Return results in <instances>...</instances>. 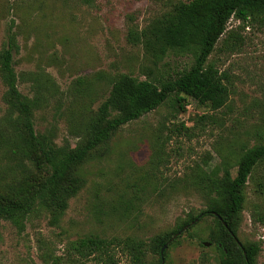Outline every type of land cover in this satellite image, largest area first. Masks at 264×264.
Here are the masks:
<instances>
[{"label":"rangeland","instance_id":"obj_1","mask_svg":"<svg viewBox=\"0 0 264 264\" xmlns=\"http://www.w3.org/2000/svg\"><path fill=\"white\" fill-rule=\"evenodd\" d=\"M174 1L97 0L89 6L80 0H0V50L12 25L20 46L17 72L39 74L44 84L49 79L46 100L35 111L36 131L50 132L57 146H75L86 131L88 111L109 95L112 76L146 79L189 65V54L155 60L127 38L129 26L144 27ZM231 29L235 37L224 42L225 33L209 56L228 76L227 104L212 109L188 96L177 102L172 95L125 124L106 154L101 152L105 145L82 165L85 184L68 201L58 225L44 209L33 212L21 232L0 222V264H51L44 253L61 256L58 264H97L93 258L69 260L66 250L69 241L94 234L142 240L148 247L141 264H157L160 254L149 249L151 239L207 207L204 192L193 184L195 172L217 168L221 175L228 163L235 175L240 153L260 140L258 131L264 134V29L244 27L235 18L229 21ZM19 87L34 94L30 80H21ZM4 93L0 77V118L6 110ZM24 163L0 152L3 184L21 175ZM245 193L238 239L258 241L256 264H264V226L251 217L261 202L253 181ZM214 228L211 216L197 219L167 248L165 264H219L220 253L208 239ZM113 264L134 263L119 248Z\"/></svg>","mask_w":264,"mask_h":264},{"label":"trees","instance_id":"obj_2","mask_svg":"<svg viewBox=\"0 0 264 264\" xmlns=\"http://www.w3.org/2000/svg\"><path fill=\"white\" fill-rule=\"evenodd\" d=\"M80 1L89 6L97 2ZM232 18L244 27L257 25L264 29V0H177L144 27L129 26L128 40L142 45L146 54L155 60L170 53H181L189 54L192 62L175 72L163 71L146 79L128 73L112 76L109 95L97 109L88 111L86 131L75 146H57L50 132L36 131L35 111L46 100L44 90L50 88L49 79L44 84L39 74L17 72L15 55L20 46L10 25L0 50V77L5 86L3 100L6 104L0 118V152L28 164L24 163L21 175L13 176L6 184L0 174V222L7 221L21 232L32 213L44 209L51 223L58 225L68 201L85 184L80 172L82 165L105 145L101 152L106 154L108 143L121 127L156 109L170 96L176 95L177 102L188 96L212 109L225 106L229 99L228 76L209 62V56L225 33L224 42L235 37L234 30H228ZM21 80L32 81V96L20 90ZM257 135L260 140L240 153L235 175L228 163H224L221 175L217 168L211 172L200 168L195 172L193 184L204 192L207 207L197 215L190 214L171 231L151 239L149 249L160 254L157 264H162L160 250L164 244H167L166 258L167 248L178 236L188 232L197 219L206 215L216 224L208 239L220 253L219 264H256L260 243L239 240V245L234 236L238 238L246 201L245 188L250 181L261 198L251 211V217L253 222L264 226V134L258 131ZM147 247L142 240L94 234L69 241L66 250L72 261L93 258L97 264H113L115 251L121 248L134 264H141ZM46 254L43 257L52 258L51 264L64 261L61 256L50 253L46 257Z\"/></svg>","mask_w":264,"mask_h":264},{"label":"water","instance_id":"obj_3","mask_svg":"<svg viewBox=\"0 0 264 264\" xmlns=\"http://www.w3.org/2000/svg\"><path fill=\"white\" fill-rule=\"evenodd\" d=\"M232 235H234V234L232 233ZM234 238H235V240L237 241V243H238L239 245H241V242L239 241V239H238L236 236H234ZM203 243H204V245H206V246H209V245L211 244V242H209V241H204ZM166 247H167V244H164V246H163V247L161 248V250H160L161 257H162V264H165L164 251H165ZM244 254L246 255V252H244Z\"/></svg>","mask_w":264,"mask_h":264}]
</instances>
